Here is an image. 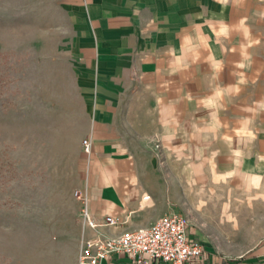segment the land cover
<instances>
[{
	"label": "rangeland",
	"instance_id": "obj_1",
	"mask_svg": "<svg viewBox=\"0 0 264 264\" xmlns=\"http://www.w3.org/2000/svg\"><path fill=\"white\" fill-rule=\"evenodd\" d=\"M253 8L251 56L240 45L223 61L208 55L207 84L185 85L189 96L168 119L149 118L142 99L117 106L129 161L140 158L152 174L142 193L153 181L168 212L188 216L204 256L241 259L264 243V7ZM77 33L64 0H0V264H67L53 255L60 239L88 235L75 195L92 183ZM234 157L259 181L247 188L236 175L213 177L211 162L225 173ZM199 162L204 186L194 181Z\"/></svg>",
	"mask_w": 264,
	"mask_h": 264
},
{
	"label": "crops",
	"instance_id": "obj_2",
	"mask_svg": "<svg viewBox=\"0 0 264 264\" xmlns=\"http://www.w3.org/2000/svg\"><path fill=\"white\" fill-rule=\"evenodd\" d=\"M64 2L78 29L75 42L79 44V85L92 120L86 133L91 140L88 159L92 164V183L89 185L86 181L81 190L88 198L90 212L99 227H88V235L84 236L99 232L118 234L148 225L168 212V206L153 181L147 184L150 190L142 193L144 183L152 180V174L150 170L148 174L144 173L140 158L129 161L131 157L126 155L129 148L119 140L123 136V125L118 120L117 106L131 105L142 99L152 104L149 111L155 112L149 118L168 119L173 110L175 112L177 99L189 96L190 91L185 85L192 84L198 77L207 84V72L203 73L201 68L207 67L209 56L223 61L222 57L238 45L245 54L249 53L247 49L254 47L253 7L263 8L264 0ZM237 59L241 60L240 57ZM237 63L249 65L247 59ZM137 91L139 94L132 95ZM142 93L146 94L142 96ZM213 122L217 123L218 119ZM246 136L250 139L253 134L242 137ZM232 160L233 167L225 173L218 172L211 162L213 177L236 175L248 188L246 172L251 171L244 168L242 157ZM203 165L199 162L193 167L194 181L204 186L207 175ZM228 205L225 201L223 208ZM106 215L117 218L118 224H104ZM74 232L72 238L65 235L60 239L53 251L54 256L58 253L59 259L67 264H79L78 254L84 236L77 241L78 231ZM110 264L140 263L119 253L110 257ZM151 264L169 263L156 261ZM190 264H264V243L241 259L206 254L203 261L193 260Z\"/></svg>",
	"mask_w": 264,
	"mask_h": 264
},
{
	"label": "built area",
	"instance_id": "obj_3",
	"mask_svg": "<svg viewBox=\"0 0 264 264\" xmlns=\"http://www.w3.org/2000/svg\"><path fill=\"white\" fill-rule=\"evenodd\" d=\"M85 151L91 150V140H83ZM75 195L82 201L80 224L84 227L98 228L88 206V198L77 189ZM104 224L116 226L118 219L106 215ZM190 221L186 214L166 212L148 225L134 227L118 234L99 232L84 236L78 254L79 264H110L114 254L125 253L140 264L163 261L169 264H190L191 261L204 260L205 249L202 241L190 236Z\"/></svg>",
	"mask_w": 264,
	"mask_h": 264
},
{
	"label": "bare ground",
	"instance_id": "obj_4",
	"mask_svg": "<svg viewBox=\"0 0 264 264\" xmlns=\"http://www.w3.org/2000/svg\"><path fill=\"white\" fill-rule=\"evenodd\" d=\"M246 178H247V181H248V187H250V185H252L254 182H256V181L258 182L259 179H260L259 177H255L251 172H246Z\"/></svg>",
	"mask_w": 264,
	"mask_h": 264
}]
</instances>
